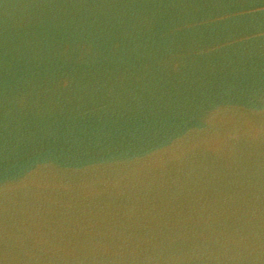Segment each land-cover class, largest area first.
Listing matches in <instances>:
<instances>
[{
	"label": "water",
	"instance_id": "1",
	"mask_svg": "<svg viewBox=\"0 0 264 264\" xmlns=\"http://www.w3.org/2000/svg\"><path fill=\"white\" fill-rule=\"evenodd\" d=\"M0 264H264V0H0Z\"/></svg>",
	"mask_w": 264,
	"mask_h": 264
}]
</instances>
